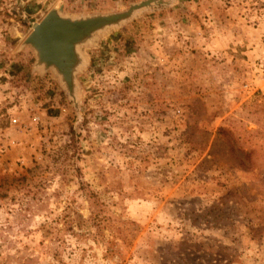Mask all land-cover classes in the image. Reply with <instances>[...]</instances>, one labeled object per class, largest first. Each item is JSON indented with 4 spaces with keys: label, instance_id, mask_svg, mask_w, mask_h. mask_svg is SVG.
I'll list each match as a JSON object with an SVG mask.
<instances>
[{
    "label": "rangeland",
    "instance_id": "obj_1",
    "mask_svg": "<svg viewBox=\"0 0 264 264\" xmlns=\"http://www.w3.org/2000/svg\"><path fill=\"white\" fill-rule=\"evenodd\" d=\"M135 1L0 0V264H264V0L140 11L84 48L77 111L33 69L51 7Z\"/></svg>",
    "mask_w": 264,
    "mask_h": 264
},
{
    "label": "water",
    "instance_id": "obj_2",
    "mask_svg": "<svg viewBox=\"0 0 264 264\" xmlns=\"http://www.w3.org/2000/svg\"><path fill=\"white\" fill-rule=\"evenodd\" d=\"M149 1L132 2L120 11L82 15L65 13L61 4L51 7L39 21L32 23L31 31L22 42L34 53L33 69L39 74L51 71L77 111V73L82 70L79 65L81 55L85 57L84 66L87 64L84 48L95 43L99 36L133 19L140 12L137 13V9H152L146 8ZM168 4L171 3L165 2L162 6Z\"/></svg>",
    "mask_w": 264,
    "mask_h": 264
},
{
    "label": "bare ground",
    "instance_id": "obj_3",
    "mask_svg": "<svg viewBox=\"0 0 264 264\" xmlns=\"http://www.w3.org/2000/svg\"><path fill=\"white\" fill-rule=\"evenodd\" d=\"M165 2L173 3V0H150V1H149V5L146 6V8H147V7H151V8H153V7H154V8H157V7H158V8H159V7L162 6ZM142 8H143V7H142ZM142 8L137 9V10H136L137 13H138L139 11H141ZM84 64H85V57L81 55V59H79V65L82 66V68H83ZM43 73H45V72L43 71Z\"/></svg>",
    "mask_w": 264,
    "mask_h": 264
},
{
    "label": "built area",
    "instance_id": "obj_4",
    "mask_svg": "<svg viewBox=\"0 0 264 264\" xmlns=\"http://www.w3.org/2000/svg\"><path fill=\"white\" fill-rule=\"evenodd\" d=\"M13 121H16V119H13Z\"/></svg>",
    "mask_w": 264,
    "mask_h": 264
}]
</instances>
